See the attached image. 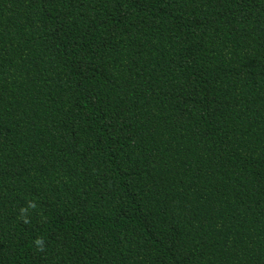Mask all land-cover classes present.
Returning <instances> with one entry per match:
<instances>
[{
    "label": "trees",
    "instance_id": "16d2710c",
    "mask_svg": "<svg viewBox=\"0 0 264 264\" xmlns=\"http://www.w3.org/2000/svg\"><path fill=\"white\" fill-rule=\"evenodd\" d=\"M0 264H264V0H0Z\"/></svg>",
    "mask_w": 264,
    "mask_h": 264
}]
</instances>
